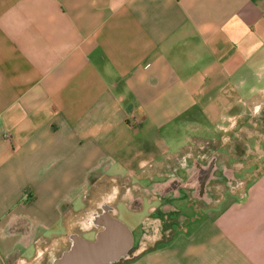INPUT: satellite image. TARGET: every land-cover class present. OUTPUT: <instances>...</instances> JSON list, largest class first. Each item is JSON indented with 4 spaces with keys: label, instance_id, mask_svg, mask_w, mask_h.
<instances>
[{
    "label": "crops",
    "instance_id": "obj_1",
    "mask_svg": "<svg viewBox=\"0 0 264 264\" xmlns=\"http://www.w3.org/2000/svg\"><path fill=\"white\" fill-rule=\"evenodd\" d=\"M261 103L264 0H0V264H50L118 201L144 213L113 264H264ZM201 151L202 197L153 190Z\"/></svg>",
    "mask_w": 264,
    "mask_h": 264
},
{
    "label": "water",
    "instance_id": "obj_2",
    "mask_svg": "<svg viewBox=\"0 0 264 264\" xmlns=\"http://www.w3.org/2000/svg\"><path fill=\"white\" fill-rule=\"evenodd\" d=\"M103 209L93 215V238L72 235L69 248L50 264H113L127 257L133 243L132 233L114 216V208Z\"/></svg>",
    "mask_w": 264,
    "mask_h": 264
},
{
    "label": "flooded vegetation",
    "instance_id": "obj_3",
    "mask_svg": "<svg viewBox=\"0 0 264 264\" xmlns=\"http://www.w3.org/2000/svg\"><path fill=\"white\" fill-rule=\"evenodd\" d=\"M216 155H214L213 153L210 152H197L194 155H192V161L190 164H183L180 166L181 168L184 169L183 173L181 175H177V171L176 169H174V171H171V173H168L169 175L166 176L165 178V183L163 184V186L161 185L158 190L157 186H155L153 188V190H155L156 192L160 193V192H166V190L168 189L167 192H170L171 195L174 196H185V193H181L180 190H183L184 187H192L191 189H188V197L192 196V195H197V197H202V192H201V188L204 185V181L206 178V174L205 172L207 171L208 167L210 166V164L213 163V160H215ZM201 161V162H198ZM221 176L225 175L226 176V182L225 185L228 186L230 188H235L236 186H234L233 181H235V178H232L233 175L230 174L229 170H228V166L223 165L221 166V170H220V174ZM217 179L210 182L209 188L211 189H215L216 188V184L215 181ZM165 185V186H164ZM132 192H135L136 194H148V192H146L145 189L140 188L137 185H122V187L117 186L116 190L114 189L113 192L109 195V197L106 198V202L107 200L110 202H114L117 201V199H122L123 197H127V192L128 190H131ZM167 194V193H166ZM99 201H101L99 199ZM97 202V207L101 210L102 208V203L104 202ZM137 202V199L132 200V205L134 203ZM95 229L90 230V232H94ZM88 232V231H87Z\"/></svg>",
    "mask_w": 264,
    "mask_h": 264
},
{
    "label": "rangeland",
    "instance_id": "obj_4",
    "mask_svg": "<svg viewBox=\"0 0 264 264\" xmlns=\"http://www.w3.org/2000/svg\"><path fill=\"white\" fill-rule=\"evenodd\" d=\"M257 104H260V103H257ZM261 104L262 105H260V107L257 111V114H256V119H255L256 120L255 129L258 130V132H261V131L264 132V104L263 103H261ZM258 137L261 138L260 135H258ZM246 147H248V146H246ZM115 205H116V209H117V218L120 219L121 221H123L125 224H127L128 227L130 229H132L134 236H136L137 231H138V227L140 224V219H141L144 211L130 212L129 210H127L124 207L125 205L119 201L116 202ZM179 219L183 220L182 215L179 216ZM163 229H164V226L162 227V229H160V231L161 232L165 231V229L164 230ZM84 236L93 238V232L84 233ZM155 237H156V235H155ZM155 237H154V235H152L150 237V239H156ZM32 254H33L32 251H28L23 256H25V258H30L32 256Z\"/></svg>",
    "mask_w": 264,
    "mask_h": 264
}]
</instances>
